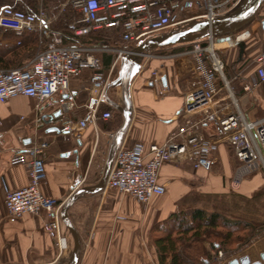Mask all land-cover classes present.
<instances>
[{"label":"crops","instance_id":"0c3cea01","mask_svg":"<svg viewBox=\"0 0 264 264\" xmlns=\"http://www.w3.org/2000/svg\"><path fill=\"white\" fill-rule=\"evenodd\" d=\"M185 15L187 13L181 14L182 17ZM260 25L261 20L253 29L235 39L246 38ZM6 32L0 31L2 46L16 42V38L5 37ZM189 46V43L162 46L152 50L144 59L130 85L132 117L121 146L129 147L135 142L161 144L182 122L183 95L194 77L193 61L187 52ZM230 46L234 47L233 50L224 55L228 80L231 85L235 81L241 82L242 91L238 93L235 90V93L239 109L248 117L243 108L249 103L254 104L256 90L264 89V82L257 83L253 62L260 48L256 43L254 46L244 44L241 54L237 45ZM245 60H248L249 67H253V72L238 81L240 74L237 72ZM89 77L90 71L85 70L70 79V88L78 107L73 108L67 117L74 122L87 112L86 104L91 103ZM244 84L252 85L251 90L243 91ZM161 90L163 93H160ZM108 96L122 105L119 86L111 87ZM106 104L114 108L103 100L98 105L99 114L110 111L105 108ZM232 106L226 111L232 110ZM58 110L59 114L56 113ZM43 116L47 123H43ZM262 116L263 113L255 118ZM63 118L59 105H44L37 109L36 100L31 97L16 96L5 103L0 102V264H68L71 259L73 241L63 223L59 225V230L67 237L68 247L60 251L56 238L44 229V214L35 216L25 213L13 218L8 216L4 205L5 191L17 189L28 181L26 166L11 165L10 156L17 151H26L32 142L38 140L49 143L44 155L46 178L40 186L44 195L59 199L63 205L77 188L98 182L111 134L113 136L118 127L114 128L108 123L109 119H102L99 115L95 126L81 131H67L61 129ZM121 122L122 115L119 125ZM51 127L60 131L50 130ZM211 129L216 131L213 125ZM235 169L236 160L231 148L226 143H220L211 172L194 170L188 162L163 165L158 178L165 191L153 196L146 204L105 187L98 193L83 194L68 209L80 238L76 264H159L151 228L176 211L183 198L208 192L213 186L225 191L250 192L258 182H264L263 174L256 173L232 188L231 178ZM262 251L259 250V253Z\"/></svg>","mask_w":264,"mask_h":264},{"label":"built area","instance_id":"2783aa9c","mask_svg":"<svg viewBox=\"0 0 264 264\" xmlns=\"http://www.w3.org/2000/svg\"><path fill=\"white\" fill-rule=\"evenodd\" d=\"M241 1L57 0L53 6L46 4L45 0H38L34 13L0 4V31H12L18 37L28 31L37 36V48L31 59L17 68L0 69V102L27 96L36 100L37 109L57 104L64 117L61 129L67 131H81L95 126L99 115L105 120L110 118L108 110L99 114L98 105L103 101L106 86L119 65L120 56L127 50L63 44L61 34L50 28L54 8L63 9L69 5L76 12L68 24L75 35L83 36L103 29L115 30L122 42L137 45L188 20H211L223 16ZM193 9V14L181 16ZM237 38L228 40L232 42L229 45L241 42ZM224 41H217L215 36L210 35L189 43L187 52L193 61L194 77L183 95L182 122L161 144L135 142L129 147L121 146L116 151L105 189L127 194L146 204L153 196L165 191L158 178L163 165L188 162L194 170L211 172L220 143H226L231 148L236 160L232 188L238 187L249 175L261 173L264 177V116L250 119L239 109L235 88L224 74L225 63L219 54L220 46H215ZM101 51L116 53L107 70L102 67L98 55ZM253 62L257 83H263L264 48ZM85 70L90 71L88 92L91 103L86 104L87 112L74 122L67 117L73 108L78 107L70 88V79ZM251 88L250 84L243 85V91H250ZM221 91V95L217 96ZM230 105L233 109L226 111ZM211 125L216 131L211 129ZM48 145L46 140L34 141L26 151H17L10 156L11 165L26 166L28 181L17 189L6 190L4 205L8 216L13 218L25 213L35 216L44 214V229L56 238L61 251L68 247L67 237L59 230L62 202L44 195L40 189L46 178L44 155ZM262 187L264 191V182ZM218 253L222 256L221 251Z\"/></svg>","mask_w":264,"mask_h":264},{"label":"trees","instance_id":"16d2710c","mask_svg":"<svg viewBox=\"0 0 264 264\" xmlns=\"http://www.w3.org/2000/svg\"><path fill=\"white\" fill-rule=\"evenodd\" d=\"M56 2L57 0H45L46 4L53 6L57 4ZM7 3H13V6H10L14 8L34 13L38 0H34L33 3L32 1L24 3L21 0H0V4ZM29 3L32 7H29ZM68 7L64 8L65 13H60L58 16H55L57 8L51 11L54 17L50 28L61 34L63 44L99 45L125 50H131L136 45L122 42L115 30L103 29L83 36L75 35L68 26L72 20V18H67ZM25 8L30 10H25ZM6 35L16 38V42L9 46L0 45V69L20 67L34 53L37 47V36L28 31L23 32L19 37L12 31L6 32ZM115 42L121 43L122 47L116 48ZM98 55L102 67L107 68L116 53L101 51ZM105 108L110 109L111 116L108 123L117 128L121 114L107 104ZM255 225L228 220L216 212L207 213L201 208H177L166 218L156 222L150 233L159 264H203L211 258L209 249L204 245L205 242L212 250H227L254 236L259 230Z\"/></svg>","mask_w":264,"mask_h":264},{"label":"water","instance_id":"95a60500","mask_svg":"<svg viewBox=\"0 0 264 264\" xmlns=\"http://www.w3.org/2000/svg\"><path fill=\"white\" fill-rule=\"evenodd\" d=\"M263 3L264 0H242L237 7L223 16H219L211 20H188L180 26L141 41L131 50L125 51L120 56L117 76L108 82L103 94V100L121 113L122 122L114 131L109 142L101 177L98 182L93 185L82 186L74 190L60 209L61 221L70 232L73 241L71 259L68 264H76L80 252L79 234L70 220L68 209L71 204L83 194L98 193L104 189L107 177L113 166L116 151L122 145L132 117L130 85L134 76L139 72L144 59L150 55L152 50L159 47L190 43L210 35L215 36L217 41L231 40L237 30L241 29L245 24L253 19ZM261 27L264 30V21L262 22ZM237 46L242 54L244 52V43L239 42L237 43ZM113 86H119L120 88L122 105L117 104L108 96V90ZM56 113L59 114L60 110ZM42 119L43 123H47L44 116ZM49 129L60 131L57 127H51ZM204 264H209V261L206 260ZM227 264H264V251L260 252L257 258H253L250 254L242 255L241 257L229 260Z\"/></svg>","mask_w":264,"mask_h":264},{"label":"rangeland","instance_id":"374dc122","mask_svg":"<svg viewBox=\"0 0 264 264\" xmlns=\"http://www.w3.org/2000/svg\"><path fill=\"white\" fill-rule=\"evenodd\" d=\"M24 3H28L34 0H21ZM29 3V4H30ZM57 3V2H56ZM8 5H12L13 3H7ZM69 5L64 6V8L68 7ZM29 7H32L30 4ZM57 8V12L55 16H58L60 13H65V10ZM69 10L67 18H72L76 15V12H73L68 7ZM25 10H30L26 9ZM195 9L189 10L187 12L188 15L193 14ZM52 16V15H51ZM54 15L52 16L53 19ZM264 18V3L255 14L252 20H250L247 24H245L241 29L237 30L233 37H239L242 34L250 31L253 27ZM4 36L7 37L6 33ZM117 39V38H116ZM241 43L247 44L248 46H254L255 43L257 47L260 48V51L264 48V30L262 29L261 25L257 27V29L251 33V35L247 36L246 38L241 40ZM116 48H121L122 44L115 42L114 43ZM234 47L232 46H225L220 47L219 54L222 56L225 62V54L231 53ZM115 49V48H114ZM237 52V51H236ZM237 53H235L236 59ZM234 59V60H235ZM230 64V61H229ZM228 64V65H229ZM235 66V64H233ZM248 60H245L239 67V71L237 74H240L238 81L243 79V76L247 74H251L253 72V67H249ZM118 67L115 70L114 77L117 76ZM250 69V71H249ZM224 74L227 76V68H224ZM112 78V79H113ZM227 79L229 77L227 76ZM237 82V81H235ZM234 88L235 90L240 93L242 91V84L241 82L235 83ZM254 96V104H250L246 108H243L242 103L241 106L244 111L248 114L250 119H255L256 116L264 114V89L257 91L253 94ZM252 97V95H250ZM103 170V169H102ZM262 182H258L252 191L250 192H241V191H225L222 188H217L215 186L208 192L197 193L196 195H188L187 197L183 198L178 206V208H201L205 210L207 213L216 212L220 214L223 218L232 221H238L241 223H249V224H256L255 226L258 227V231L255 232L254 236L250 237L247 241H243L234 245L232 248L227 250H212L207 242L204 243L205 247L209 249L210 252V260L209 264H227L229 259L231 258H238L243 255H251L253 258H257L259 254V250H264V191L262 187ZM258 222V223H255ZM219 251H221L222 256L219 255ZM204 264V263H203Z\"/></svg>","mask_w":264,"mask_h":264},{"label":"bare ground","instance_id":"6f19581e","mask_svg":"<svg viewBox=\"0 0 264 264\" xmlns=\"http://www.w3.org/2000/svg\"><path fill=\"white\" fill-rule=\"evenodd\" d=\"M263 20H264V18L261 20V24H262V22H263ZM235 38V37H234ZM232 42L231 41H224V42H221V43H216V45L215 46H226V45H229V44H231Z\"/></svg>","mask_w":264,"mask_h":264}]
</instances>
